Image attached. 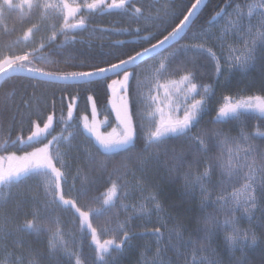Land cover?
I'll return each mask as SVG.
<instances>
[{"label": "snow or ice", "instance_id": "obj_1", "mask_svg": "<svg viewBox=\"0 0 264 264\" xmlns=\"http://www.w3.org/2000/svg\"><path fill=\"white\" fill-rule=\"evenodd\" d=\"M156 2L159 3L160 0ZM25 5L30 10H37L42 20L51 21L47 26L51 35L42 37L40 42L29 50L0 56V80L7 82L14 76L22 75L36 82L31 84L32 99H22L27 111L21 114L20 123L21 126L25 121L30 123L29 135L26 138L18 135L15 140H6L0 144V149L4 151H7L8 147L15 149L6 156L0 155V191L8 190L0 195V200L6 203L13 187L32 178L42 177L45 195L49 198L45 207L57 204L65 211L71 212L73 222L77 217L79 219L81 239L90 234L91 243L95 246V257L91 264H116L115 257H108L113 251L121 253L126 247H130L137 236L155 237L156 243V251L150 259L145 256V252L151 251V245H144V252L141 253L138 264H173L171 258L165 259L163 255L169 250L176 256V264H180L182 257L184 264H222L216 249L212 247L220 229L226 230L223 243L232 253L229 264H248L246 249L255 245L259 238L254 231L241 229L239 223L241 218L246 217L251 224L255 210L261 209L260 225L264 229V146L252 142L257 137L264 138V131L257 127L254 133L248 132L243 118L251 114L264 121V95H241L238 98L223 96L216 114L208 123L218 125L235 121L240 129L235 136L218 128H199L193 133V128L211 111L210 104L215 96L213 84L198 82V69L212 65L213 78L218 81V78L223 76L224 80L218 82L226 86L234 72L246 74L257 61L262 62L264 67V0H245L243 4L237 3L231 12L227 11L231 0H225V6L215 11L208 20V24L213 26L227 16L224 25L215 31L212 27L193 31L191 37L188 32L194 18L206 7L207 0H193L190 7L185 0H179V3L177 0H164L162 7L155 9V14L149 11L147 15L144 9L137 7L132 0H91L83 4L74 3L72 0H58L56 3L49 0L43 3L40 0H35V3L34 0H20V3L14 0H0V18L17 11L22 16ZM151 7L150 4L149 8ZM113 10L128 16L130 21L144 20L146 26L137 27L135 30L93 28L92 33L99 31L109 35L127 34L133 38L134 44L141 45L140 50L137 51L135 47L125 48L127 41L116 40L107 46V50L101 44L100 50L96 52L88 50L63 55L61 50L69 43L76 42L75 32L88 30V21L85 18L76 20L82 11L104 14ZM37 31H40L37 25L29 27L23 34L24 40L29 41ZM165 32L167 34H164ZM69 33L73 34L71 39ZM60 36H64V41L56 44ZM94 38L103 39V35ZM184 39L189 42L181 44L180 41ZM153 40L155 43H152ZM144 44L148 46H142ZM167 48H172V51L163 54ZM149 61L152 63H148ZM61 63L71 68L87 70H50L52 66ZM205 74L204 71L199 72L201 77ZM133 80L136 82L135 89ZM40 83L85 86L83 91L89 92V95L86 97L84 110L90 106L91 122L87 115H83L79 124H72L75 120L74 111L79 109L82 99L78 91L75 96L68 93L60 98L62 106L63 101L68 100L67 117L63 115V111L58 120L54 114H49L41 127L39 98L35 93ZM98 86L104 87L108 105L111 106L110 111L107 105L104 106L102 121L97 120L100 110L95 99V88ZM145 88L147 91H144ZM12 96L13 92L5 93L0 103L7 105ZM55 102L53 96V110ZM16 111H19V107ZM32 116H36V119L32 120ZM12 118L15 119V113ZM56 123L61 125V131L58 135H52ZM109 125L111 131H101V126ZM70 126L73 131L65 136L63 133ZM78 134L84 135L90 142V148L95 149V152H92L85 148V154L89 163L98 167L101 173L100 181L107 184L103 193L91 199L92 204L98 205L96 207L91 204H79V200L88 197L90 187H82L75 196L71 195L75 184L67 193L64 191L67 184L66 169L69 165L64 158L66 153L60 151V144L63 142L71 147V140ZM138 142L141 144L139 148ZM176 144L180 145L179 149ZM28 148L32 150H26ZM217 149L219 154H215ZM18 152L22 154L18 155ZM121 154L124 155L119 166L108 171V159ZM101 156L105 159H98ZM161 156L164 157L163 165L168 168L169 179L175 182L177 177H182L184 183L181 190L185 198H194L198 189L201 211L211 204L216 213L224 214L223 221L214 214L205 216V228L194 229L197 234L203 232L202 236L197 235L194 239L192 233H189L185 238L182 222L177 220L169 228L161 215L165 210L158 199V191L154 186L147 185V177L151 171L149 166L154 164L158 167L161 164ZM202 160L205 166L203 171H200ZM131 161L138 165L131 170L135 178L132 187L142 194V202L132 205L134 215L120 220V210L127 212L129 205L121 202L119 210L115 213L112 210L117 208L118 200L123 201L131 193L130 182L126 179ZM194 167L195 174L192 172ZM217 170L219 179L213 183V175ZM137 171L141 173L139 177L135 176ZM104 173L107 174L106 179ZM76 178L73 177V180ZM229 188L232 190L229 191ZM121 189H125L123 197ZM214 190L215 199L212 198ZM145 191L148 195H143ZM149 202L156 213V223L160 225L154 228L147 227V224L152 223L153 214V210L147 206ZM84 208L86 210H83ZM237 212L242 213L241 217L236 215ZM39 216V211L33 210L31 219L13 224L10 216L0 214V242L21 233H34L39 236L41 232L48 231L46 224L40 222ZM102 217L106 218L103 226H94V221H99ZM145 217L148 220L143 226L144 230L140 233L133 232L132 219ZM48 223L57 225L48 240L50 258L53 253L63 251L70 261L75 257V264H88L81 258L79 251L68 248L59 218ZM162 228L168 232L165 248L160 247L164 238ZM109 233H112L111 238L101 239ZM12 243L21 246L24 241L13 239ZM4 247L7 248V244H4ZM189 247L192 249L191 260L185 255V251H182ZM236 250L240 252L239 257L234 255ZM197 254H200L199 259ZM13 255L14 253L8 252L0 264H24L23 253L14 260H9ZM27 255L28 264H39L40 254L36 250L29 248Z\"/></svg>", "mask_w": 264, "mask_h": 264}, {"label": "trees", "instance_id": "obj_2", "mask_svg": "<svg viewBox=\"0 0 264 264\" xmlns=\"http://www.w3.org/2000/svg\"><path fill=\"white\" fill-rule=\"evenodd\" d=\"M16 3H20V0H14ZM133 3L137 7H142L144 9L145 15L151 11L153 14H155V9L160 8L163 5L164 0H160L159 3L156 2V0H132ZM191 2L193 0H185V3L187 6H191ZM35 3V0H34ZM177 3H179V0H177ZM237 3L243 4L245 3V0H231V5L227 8V11L230 12ZM152 5L151 8H149V5ZM225 6V0H207L206 7L203 8V10L200 12L199 16L197 18H194V22L191 25V29L188 32V36L191 37L193 31L200 30V29H207L210 25L208 24V20L210 17L214 14L215 11H218L221 7ZM186 11V8L184 9ZM40 13L35 9H29L27 5L23 8V15L21 16L20 13L12 12L9 15H6L3 18H0V56L7 55V54H19L24 50H29L31 47L34 46V44H38L41 40V38H37L34 36V34L29 38V41L24 40V32L29 28L32 27V25H35V23L39 20ZM81 18H85L88 21V30H77L75 32V40L76 42L69 43L64 49H62V53L64 56H67L69 53L76 54L80 51H88L91 50L93 52L100 50V45L103 44L105 46V50H107V46L116 40H125L128 43L124 46L125 48H131L135 47V49L138 51L140 50L141 45L134 44L133 38L131 36H128L127 34H121V33H113L111 35L107 33H101L99 31H96L95 33H92V29L96 28H113V29H119V28H128L130 30H135L137 27L144 28L146 26L144 20H140L139 22L130 21L128 16L124 15L123 13L119 12L118 10H114L111 13H104L100 14L99 12L95 13H88V12H81L77 17L76 20H79ZM182 18V17H181ZM178 23V20L176 21ZM174 27V24L172 25ZM169 31L171 28L168 29ZM164 34H167L166 32ZM103 35V39H96L94 37H99ZM143 35V33H142ZM73 36L72 33H69V39H71ZM90 37H92L90 39ZM62 41H64V36H60L58 40L56 41V44H60ZM89 42L91 43V49H89ZM188 39L181 40L180 43H188ZM152 43H155V40L152 41ZM144 47H147V44L142 45ZM175 47V45H173ZM47 51V49H46ZM172 51V48H167L166 52L163 54H167V52ZM183 59V58H181ZM152 61H149L150 63ZM43 67V65H38ZM143 67V65L141 66ZM189 67H191L189 65ZM59 68L60 70L64 71H73V70H87V69H76L68 67L66 64L61 63L59 65L52 66V69ZM204 71L206 74L204 76H200L199 72ZM114 79L115 77H111ZM197 80L200 83H206V84H213L215 89V96L213 97V100L210 104L211 111L205 115L200 124L193 128V133L197 132L199 128H218L222 129L224 132L228 133L230 132L231 135H235L239 132V126L237 125V122L230 121L228 123L224 124H218L213 125L208 123V121L211 119L212 116L216 114V109L218 107V104L222 102V98L224 95L239 97V96H248V95H264V87H262V84H264V67H262V62L257 61L256 65L254 67H251L247 73H233L231 76L230 81L226 86H222L221 83L216 84L217 80L213 78L212 75V65L208 64L205 65L202 69L197 70ZM36 83L35 81H30L24 76H14L13 78L7 80V82L1 80L0 81V99H2L7 92H13L12 98L9 100L8 104L5 105L3 103H0V144H3L4 141H11L15 140L18 135H23L25 138L30 133V123L28 121H25L23 126H21V114L26 112L27 109L24 107L22 99L23 100H31L32 94H33V88L31 87V84ZM85 86H68L64 84H44L40 83L39 86L36 88L35 93L36 96L39 98V114L41 116L40 124L43 125V121L46 119L47 115L54 114L55 118L58 120L61 111H63V115L67 117V104L68 100L65 99L63 101V106L61 104V96H66L68 93L75 96L77 92H80V95L82 99L80 100L79 109L74 111V117L75 120L72 122L73 125L80 123V118L83 115H87L89 117V121L91 122V109L90 106L85 111V101L87 95H89V92L83 91V88ZM136 87V82L133 80V89ZM66 89V91H65ZM144 91H147L145 88ZM53 96L55 97V106L53 110V104L52 99ZM199 98V97H197ZM95 99L97 101V107L100 110L97 116L98 121H102L104 119V112L103 108L104 106H108V109L110 111L111 106L108 105V97L105 95V89L103 86H98L95 88ZM19 107V111L17 112L16 109ZM35 110V109H34ZM13 113H15V119L13 120ZM32 120L36 119V116L31 117ZM114 121V116L112 117ZM246 121V130L250 133H254L255 129L257 127H260L262 131H264V121L258 120L254 115H246L243 118ZM111 128V125L108 127L101 126L102 130H108ZM61 131V125L59 123H56L55 130L53 131L52 135H58ZM73 131V127H68V130L64 132L63 134L67 136L69 132ZM84 136V135H83ZM51 138V136L49 137ZM255 144L264 146V138L257 137L255 140L252 141ZM38 146V145H37ZM141 147V144L137 143V148ZM177 149H179L180 145L176 144ZM28 151H31V148L26 149ZM92 152H95V149H90ZM15 151L14 148L8 147L7 151H4L3 149H0V155H7V153ZM22 154V153H17ZM215 154H219V149L216 150ZM124 154H121V156H116L114 158L108 159V171H111L113 167H118L119 162ZM98 159L103 160L105 157H98ZM161 164L159 165L161 178L159 182V199L162 203L164 210L166 212L168 224L170 227L173 226L179 220V222H182L185 228V238L188 237L189 233H192L193 238L195 239L197 235H203L204 233L201 232L199 234L194 232V229L197 227L204 229L205 225L203 223V218L209 214H214L218 217L220 220L222 218L223 213H216L214 211V207L209 204L208 207H206L203 211L200 210L199 207V201H197L196 197L192 199H187L182 195L181 187L184 183L182 177H177L175 179V182H172L169 179V172L168 168L163 165L164 157L161 156ZM7 164V161H5ZM135 161H131L129 163V168L131 165H133ZM204 162L201 161L199 165V170L202 171L204 169ZM186 170V169H185ZM219 170H217L216 174L213 175V183L219 178H217V173ZM193 174L196 173V168L194 167L192 169ZM105 179L107 178V174H103ZM101 173L98 169V167L95 164L89 163L87 156L85 155L82 158L81 161V169L79 172V177L73 180L71 182L70 186L75 184V189L78 192L82 187L89 188L90 191L88 194V197L83 198L79 200V204L82 206H86L91 204L92 207H96L98 205L92 204L91 199L92 197L98 196L100 193H103L105 191V188L107 187V184H104L100 181ZM127 178V177H126ZM123 183V181H122ZM124 189H121V196ZM230 190V188H229ZM77 195V194H76ZM74 196V195H73ZM20 201V200H18ZM117 201V206L118 202ZM17 203V202H16ZM21 204V203H19ZM179 205V207H177ZM15 207V206H14ZM83 210H86L84 208ZM118 210V208L113 209L112 212L115 213ZM69 216L68 219L71 222V227L73 231V237L75 239H71L72 243V250L73 251H79L81 254V258L83 260H86L88 264H91V260L95 257V251H94V245L91 243V236L88 234L86 237L81 239L80 237V231H79V219L76 218L75 222H73V216L71 212H68ZM262 216V210L258 209L257 217H256V223H255V233L257 235L258 242L247 248V259L248 264H264V229L261 228L260 221ZM104 217H102L99 221H94V226L97 224L100 226H103L104 223ZM40 222L42 224H46L48 231H43L39 236L36 234H28L34 237V239L39 243L42 240L44 241L47 236L55 231L57 225L55 223H48V221H55L53 218L45 216L42 218H39ZM113 220L115 221V217H113ZM112 237V233H109L107 236L101 237V239H108ZM168 240L161 241V248H165L167 246ZM42 247V245H38ZM185 251V255L188 256L190 253H192V249L189 247ZM46 253V252H45ZM121 253H118L116 251H113L111 253V256L108 257V259H112L113 257L116 258V264H125L124 262L120 260L119 257ZM165 256V259L171 258L173 261V264H176V256L175 254L169 250L165 253H163ZM234 255L236 257L240 256L239 250H236ZM232 256V253L229 251L222 252L220 255V261L222 264H229L230 257ZM52 260L54 264H65L64 260L61 257L60 251H57L52 254ZM72 261H74L75 264V257L72 258ZM180 264H184V258L182 257L180 260Z\"/></svg>", "mask_w": 264, "mask_h": 264}, {"label": "rangeland", "instance_id": "obj_3", "mask_svg": "<svg viewBox=\"0 0 264 264\" xmlns=\"http://www.w3.org/2000/svg\"><path fill=\"white\" fill-rule=\"evenodd\" d=\"M40 2L43 3V2H45V0H40ZM49 2L56 3V2H58V0H49ZM72 2L78 3V4H83L85 2H91V0H72ZM108 2H110V0H108ZM227 18L228 17L225 16V17L221 18L218 22H216L215 25L209 26V27H212V30L215 31L217 28L224 25L225 20H227ZM73 22H75V21H73ZM253 22H255V21H253ZM50 23H51V21H44L41 19V16H40L39 20L35 23V25H37L40 28V31L34 32V36L37 38H42V37L47 38V36L51 35V31L47 27L48 24H50ZM150 63H152V62H150ZM237 72H239V71H237ZM234 73H236V72H234ZM239 73H242V72H239ZM223 80H224L223 76H220L218 78V81H223ZM218 81L216 82V84L220 83ZM101 131H104V130L101 129ZM107 131H111V128H109L108 130H105V132H107ZM49 139H51V138H49ZM44 142L46 143L47 141H44ZM85 148L91 149L90 148V142L88 140H86L82 134L76 135L75 138L71 140V147H68V145L63 143V142L60 144V151L62 153H66V156L64 158L69 165V167L66 169V171H67V184L64 186V191L66 193L68 192V189L71 187L70 184H71V182H73V177H79V172L81 169V161H82V158L86 155L85 154ZM226 160H227V156L225 155V161ZM6 165L7 164L5 162V166ZM136 167H138L136 162L130 166V168H129L130 171H129V174L126 178L130 182L129 183V187L131 188L130 195L126 199H123V201L120 200L118 202V206H117L118 210H119V205L121 202L129 205L127 212L120 210V214H119L120 220H125L129 215H134L132 213V205L133 204L139 205V203L142 202V199H141L142 194L139 191L135 190L134 187H132V185H134L135 178L133 177L131 170H134ZM149 167H150L151 171L149 172L148 177H147V185L150 187L154 186L156 188V190L158 191V199H159V182H160L159 180L161 178L160 168H159V166L157 167L154 164L150 165ZM140 175H141V173L138 171L135 173L136 177H139ZM217 175H218V173H217ZM217 178H219V175L217 176ZM231 190L232 189L230 188L229 191H231ZM124 191H125V189L123 190V193H124ZM3 192H8V190L3 189L2 191H0V195H2ZM123 193H122V197H123ZM76 194H77V191L75 189L71 193V195L75 196ZM143 195H148V192L145 191L143 193ZM195 197H196L197 201H200L198 189H197V194ZM215 197H216V191L214 190L212 198L215 199ZM48 199L49 198L46 197L45 191H44V180H43V178L42 177H35V178H32V179L26 181L24 184H20L18 186L13 187L10 190V195H8L6 203L3 200H0V214H7L8 216H10L13 224L23 223L26 219H31L33 210L39 211V213H40L39 218H42L45 216L51 217L54 220L59 218V220L61 221V224H62L63 232L65 234L64 238L69 245L72 243L71 239L73 237L71 222L68 219L69 213H68V211H65L62 207L58 206L57 204H51L50 206L45 207V205L48 202ZM18 200H20V201H18ZM19 203H21V204H19ZM147 206L149 209L153 210V214L151 216L152 223L147 224V227L154 228L156 226H160L156 223V213L154 211L152 203L149 202L147 204ZM257 213H258V209L255 210L254 217L251 221V224L249 223V221L246 217L241 218L240 223H239V227L241 229H250L251 231L255 232V223H256ZM161 215L164 216L165 221L168 224V220L166 219L167 218L166 212L164 211V213H161ZM236 215L238 217H241L242 213L237 212ZM223 219H224V214L222 215V218L220 219V221H223ZM147 220H148L147 217H145L143 219L133 218L131 221V230L135 233L142 232L144 230L143 226L146 224ZM161 223H164V221H161ZM168 227L170 228L169 224H168ZM161 230L164 233V239L168 240L167 230L164 228H162ZM225 231H226L225 229L218 230L217 235L213 240L212 247L216 249L218 258L220 257V255L223 251L224 252L229 251L227 246L224 245V243H223V236L225 234ZM53 232H51L44 241L42 240L39 243H36L38 241H36L34 239V237H32L31 235L23 234V233L18 234L15 237H11L7 241L0 242V261L5 260L6 254L8 252L14 253V255L12 257H10L9 260H14L16 258V256L23 253L25 256L24 264H28L27 253H28V249L31 248V249L36 250L40 254L39 255V264H54L52 258H50V256H49V252H48V240H49V237L52 235ZM121 235H122V233H121ZM13 239H22L24 241V244L21 246L14 245L12 243ZM4 244H7V248L4 247ZM36 244L42 245V247H40V246L36 247L37 246ZM146 244L151 245V251L145 252V256L150 259L156 251L155 237L137 236V238L131 242V246L126 247L123 250V252H121V255L119 256L121 258L120 260L126 261V262H124L125 264H138V262L141 260V253L144 252V245H146ZM160 247H161V244H160ZM60 253H61V257L63 259H65L64 260L65 264H74V261H72V259L70 261L69 258L63 253V251H60ZM199 255L200 254H197V259H199ZM187 257L189 260H191L192 259V253H190ZM164 258H165V256H164Z\"/></svg>", "mask_w": 264, "mask_h": 264}, {"label": "water", "instance_id": "obj_4", "mask_svg": "<svg viewBox=\"0 0 264 264\" xmlns=\"http://www.w3.org/2000/svg\"><path fill=\"white\" fill-rule=\"evenodd\" d=\"M113 11H114V10H113ZM0 81H1V80H0ZM42 126H43V125H42ZM42 126H41V127H42ZM28 135H29V134H28ZM28 135H27V136H28Z\"/></svg>", "mask_w": 264, "mask_h": 264}]
</instances>
